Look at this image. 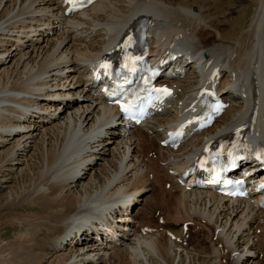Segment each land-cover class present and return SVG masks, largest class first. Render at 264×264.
I'll return each mask as SVG.
<instances>
[{
    "label": "bare ground",
    "instance_id": "obj_1",
    "mask_svg": "<svg viewBox=\"0 0 264 264\" xmlns=\"http://www.w3.org/2000/svg\"><path fill=\"white\" fill-rule=\"evenodd\" d=\"M10 1L0 36L25 28L29 37L36 23L54 32L40 34L49 49L41 38L14 49V69L0 58V230L16 231L0 234L15 241L0 243V264H264L259 200L181 185L210 148L244 130L237 150L254 155L248 168L261 164L264 0H98L71 12L74 0ZM143 17L151 57L179 72L161 76L166 99L138 127L94 89L91 69L110 59V42L119 58ZM1 45L0 57L10 49ZM235 81L247 100H231L225 84ZM211 97L220 115L201 131ZM176 132L180 146L164 147ZM119 196L128 198L118 206ZM97 216L114 220L117 239L91 230Z\"/></svg>",
    "mask_w": 264,
    "mask_h": 264
},
{
    "label": "rangeland",
    "instance_id": "obj_2",
    "mask_svg": "<svg viewBox=\"0 0 264 264\" xmlns=\"http://www.w3.org/2000/svg\"><path fill=\"white\" fill-rule=\"evenodd\" d=\"M14 1V0H13ZM20 1V0H19ZM12 3V1H8V0H3V3H2V5H1V7H0V12L2 11V9H7L8 8V5H10ZM234 6L235 7H238V1H235L234 0ZM7 6L6 8H4V6ZM39 6V5H38ZM38 6L36 5L35 7H37L38 8ZM41 6H44V5H41ZM47 15H49V16H51L52 15V13L53 12H51V10L49 9V10H47ZM39 15H42L41 13L39 14ZM29 15H26V16H23L22 18H24V17H28ZM36 16H38V15H36ZM249 16V14H247V17ZM246 17V18H247ZM235 18H237V15H235L232 19H235ZM232 19H231V21H232ZM237 19H235V21H236ZM28 22H29V20H27V23H25V25H27L28 24ZM34 25H35V22L33 23ZM36 25H39L38 26V29H36L37 31L36 32H31V33H28V35H29V37H27V34L26 33H24V32H26V31H28L29 29H19V30H17L16 31V29H15V32H13V33H11L10 34V36H0V45L2 46L1 48V53H3L4 52V50H6L7 48L9 49V52H7V54L5 53V55L4 56H1L0 58L1 59H3L4 60V62H10V64L7 66V67H10V69H14V67H15V65H16V62H18V60L20 59V56H17L14 60H12L11 61V59H12V56H11V53H12V51H14V49H16L17 47H19L20 49L22 48H24V46L25 45H27L28 44V42H27V40H32V41H34V42H36V40H39L40 38H41V42H42V47H47V49H49L50 48V46L53 44V42H51L50 41V44H48L47 42H46V40H47V38L44 40V41H42V35H40V34H42V32H44V30L45 29H49L48 31H52V32H54V30H52V27H49V26H45V25H40V23H36ZM18 26V25H17ZM86 26V25H85ZM79 28H82V26H80ZM100 28V26H98V27H96V32H95V35H96V37H97V39L96 40H101V42L102 41H104L103 40V34L102 33H100V31L98 30ZM78 29V28H77ZM35 30V29H34ZM19 31V32H18ZM99 31V32H98ZM21 32H23L22 34H20ZM1 33V32H0ZM51 33V32H50ZM86 33H84V34H81L80 32H79V30H76L75 31V35L76 36H80V35H82V36H84ZM58 36V35H57ZM56 35L55 36H53V37H51L50 38V40H52L53 38H56L57 37ZM1 38H4V39H6L5 41L3 40V41H1ZM54 40V39H53ZM15 41V42H14ZM26 41V42H25ZM90 42V41H89ZM5 43V44H4ZM47 44H48V46H47ZM3 45H5L4 47H3ZM19 45H21V46H19ZM23 45V46H22ZM44 45V46H43ZM12 47V48H11ZM26 47V46H25ZM3 51V52H2ZM71 56V55H70ZM69 69H67L66 70V72H65V74H64V77H61V80H63L62 82L61 81H59V85H62V84H65V80L66 79H68L69 77H70V74L72 73V72H70V71H68ZM67 77V78H66ZM69 82H70V80H69ZM67 84H68V82H67ZM71 99H73L72 101H75L77 98H75L74 96H70V98L68 99L69 101H71ZM0 196H1V194H0ZM12 230V231H11ZM8 233L9 235H10V237L11 236H13L14 234H15V230H13L12 228H10V229H1L0 230V234H2V233ZM11 232V233H10ZM0 240H2V241H0V243L1 244H4V245H6L7 243L8 244H15L14 242L15 241H13L12 239H10V240H4L1 236H0ZM4 240V241H3ZM70 246H72V245H70ZM251 254H249V253H246V254H244L243 255V258H247L248 256H250Z\"/></svg>",
    "mask_w": 264,
    "mask_h": 264
}]
</instances>
